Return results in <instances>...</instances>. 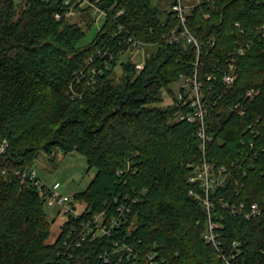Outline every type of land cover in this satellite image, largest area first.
Wrapping results in <instances>:
<instances>
[{"label": "trees", "instance_id": "obj_1", "mask_svg": "<svg viewBox=\"0 0 264 264\" xmlns=\"http://www.w3.org/2000/svg\"><path fill=\"white\" fill-rule=\"evenodd\" d=\"M173 3L0 0V264H134L119 250L124 241L140 264L149 255L157 264H224L205 237L209 214L190 193L203 194L190 181L203 159L201 122L186 117L190 91L181 86L179 99L173 88L195 75L215 136L207 159L232 171L213 193L220 248L232 264H264V210L251 218L232 211L264 199V0H200L186 20L198 45L170 40L182 29ZM94 5L108 15L80 45L87 30L69 13L88 12L91 29ZM131 38L151 50L142 69L122 58ZM230 64L236 78L228 84ZM57 151H77L97 171L75 194L82 215L67 218L50 242L53 221L27 172L41 152ZM122 204L130 210L111 235L81 236L83 220L103 212L111 227Z\"/></svg>", "mask_w": 264, "mask_h": 264}, {"label": "built area", "instance_id": "obj_2", "mask_svg": "<svg viewBox=\"0 0 264 264\" xmlns=\"http://www.w3.org/2000/svg\"><path fill=\"white\" fill-rule=\"evenodd\" d=\"M187 0H174V3L172 4V10L176 14V16L180 19L182 29L180 31L177 30V28L172 30L170 40L171 41H178L179 39L183 37H187L188 41H193L196 45H198L197 38L190 32L186 20L187 15L189 14L190 9L193 6H196L200 3V0H194V4L192 6L187 5ZM95 6V5H94ZM100 12L103 13L104 18L108 15V13L99 8L97 5L95 6ZM190 8V9H189ZM123 12L122 10L120 13ZM74 11H71L69 14H74ZM57 17H60V14H56ZM132 41V47L138 48L139 50H142V54L144 56L143 61L145 62L146 57L149 55V52L146 53L144 50V45L142 41L136 40L131 38ZM244 50H241V53ZM145 63L137 64V67L139 69H142L144 67ZM235 72H234V64H230V68L228 73L224 76V81L228 84L233 83L235 81ZM184 82L183 87L186 88L187 84H190L192 86V91H190L191 95V105L194 107V111L187 115L188 120L194 121L195 119H199L201 122V128L199 130V136L202 138L201 147L203 150V159L200 165H193L195 166L194 172L190 176L191 182H199L200 187L203 191V194H199L198 191H196L194 188L190 191L191 194H194L198 196L203 203V206L206 208L209 219L207 222V231L205 234L206 240L213 244L220 252V256L224 260V264H232L229 256L227 255L226 251L224 249H221L222 247V240H221V234H220V228L221 224L219 221L214 220L212 218V212L214 211L213 206V193L216 191V189L220 186H225L227 178L232 176V171L227 166H222L220 168H216V166L209 162L207 159V150H206V143L207 141L212 140L215 136L214 134H208L207 132V125L205 123L206 121V114L207 109L204 105V102L202 101V94H201V84L198 82L196 75L193 80L189 78L182 79ZM187 89V88H186ZM251 96H253V93H250ZM178 98H183V93H178ZM184 118V116H182ZM4 147H2V150ZM29 177L31 179H34V182L39 187V192L41 196L44 198L45 206L49 208H58V212H64L67 215V218L73 217H80L82 215V211H78L77 206L75 205V195L74 197H71L69 195H66L61 192V190L57 186H49L46 184H43L38 175L33 171L30 170L27 172ZM25 173V175H27ZM224 207H228V202L222 203ZM130 210V208L124 204L120 205L118 207L119 216L111 217L109 220V227L106 224V221L104 219V214L98 213L94 214L91 219L83 220L82 226L83 230L81 232V236H84L83 238H86V235L92 234L93 236L98 235H111V230L114 227L119 226V221L122 217L127 216V212ZM264 210V199L260 202L258 201H252L250 204L249 209L245 208V202H242L240 204V208L238 205L232 206L233 213H243L247 218L256 217L262 213ZM86 234V235H85ZM118 244V243H117ZM234 245H238L237 242L234 243ZM119 250H125L127 256L130 259L134 258V264H140L141 256L140 252L136 251L135 247L126 241L122 242L120 245ZM138 260V261H137ZM146 264H157V261L155 260L154 255H149L148 257H145Z\"/></svg>", "mask_w": 264, "mask_h": 264}, {"label": "rangeland", "instance_id": "obj_3", "mask_svg": "<svg viewBox=\"0 0 264 264\" xmlns=\"http://www.w3.org/2000/svg\"><path fill=\"white\" fill-rule=\"evenodd\" d=\"M22 1L23 0H17L18 4H21V7L23 6ZM154 2L159 4L161 8H169V0H154ZM186 3L187 5L192 6L194 4V0H187ZM87 5L88 4H85L84 6ZM90 13H92V16L96 18V22L91 29H87L86 27V20L89 18L88 12H79L69 15L71 20L81 21L83 27L85 30H87V34L81 41L80 45L89 43L104 21L103 13L100 12L95 6L90 9ZM81 16H83L85 19L80 20ZM166 16V13H160L161 19H165ZM144 50L146 53L151 52V50L147 48V45H144ZM122 58L124 60L128 58L132 59L138 65L145 63L143 61L144 56L142 54V50L134 47L125 52ZM122 75V67L119 65V67L116 69V80L120 81ZM183 85L184 82L182 80L178 84L173 85L176 94L179 93V88ZM186 88V90L192 91V86L190 84H187ZM164 97V105L172 103V97L167 91H164ZM31 170H33L38 175L43 184L49 186L58 185V188L62 193L74 197L76 193L82 192L87 188L90 181L94 178L97 168L90 166L85 155L77 151L70 153L57 151L51 156L45 152H41L39 157L35 160ZM75 205L77 206L78 211H81L84 208V206L78 202H76ZM45 209L49 215V219L53 221L52 234L49 239L50 242H53L59 235L62 224L67 220V215L62 211L58 212V208H49L45 206Z\"/></svg>", "mask_w": 264, "mask_h": 264}]
</instances>
